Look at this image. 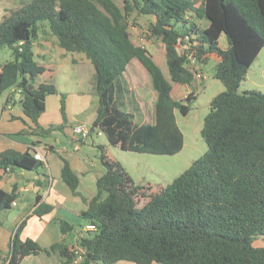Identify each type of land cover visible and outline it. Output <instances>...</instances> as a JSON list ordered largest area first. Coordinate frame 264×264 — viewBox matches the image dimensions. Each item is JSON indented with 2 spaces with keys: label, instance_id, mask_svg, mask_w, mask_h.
<instances>
[{
  "label": "trees",
  "instance_id": "16d2710c",
  "mask_svg": "<svg viewBox=\"0 0 264 264\" xmlns=\"http://www.w3.org/2000/svg\"><path fill=\"white\" fill-rule=\"evenodd\" d=\"M137 15L150 18L142 32L146 40L164 46L169 79L144 45L137 44L129 27ZM196 18L207 20L202 27ZM43 22L63 51L83 55L92 66L97 107L89 132L98 128L109 144L126 151L172 155L183 146L175 110L186 115L196 94L176 98L172 85L191 86L194 74L186 67L190 57L207 63L218 58L213 77L225 89L212 97L201 136L207 149L165 186L150 191L145 202L136 197L150 185H134L125 168L98 145L105 171L95 179V194L83 200L78 216L94 230L78 237L85 248L74 263L72 246L63 240L42 247L22 238L26 223L14 228L0 264H20L29 255L57 253L60 264H264V93L237 91L250 65L264 47V0H30L0 20V51L12 58L0 64V95L10 89L4 106L20 103L33 125L45 110L48 95L59 94L64 117L65 95L54 84L38 81L51 68L38 63L34 44ZM225 36L226 46L219 38ZM149 75L155 98L148 119L136 121L142 110L130 87L127 67L134 60ZM73 63L78 62L73 59ZM19 98L15 99V94ZM131 108V110L129 109ZM53 151L52 147H47ZM60 177L74 195L79 179L61 157ZM20 167L45 168L33 148L0 151V177ZM19 194L0 189V211L12 207ZM31 215L41 217L53 206L36 195ZM63 234L73 224L58 219ZM1 224V222H0Z\"/></svg>",
  "mask_w": 264,
  "mask_h": 264
},
{
  "label": "rangeland",
  "instance_id": "374dc122",
  "mask_svg": "<svg viewBox=\"0 0 264 264\" xmlns=\"http://www.w3.org/2000/svg\"><path fill=\"white\" fill-rule=\"evenodd\" d=\"M28 1L30 0H0V20L3 16L8 15L12 10L17 9ZM115 1L119 6L122 5V0ZM149 21L150 18L144 15H137L134 22H132L133 24L129 27L131 38L137 44L144 45L151 51L152 56L158 62L163 74L169 79L163 44L158 40L152 39L148 41L142 34V32L146 30ZM42 25L37 39H54L46 31L47 23L43 22ZM220 43L221 45L226 43L224 35L221 36ZM58 51L63 54L57 53ZM77 55L78 54L66 52L56 47L52 60L49 58V55H47L45 59L46 62L51 60L53 65L51 67L52 72L50 76H45V81L54 84L58 92L65 95L64 117L60 109L59 94L49 95L46 98L45 110L38 119L39 127L34 130L35 132L30 134L21 131L20 136L13 135V137H28L31 135L30 137L39 139L42 143L47 142L52 144L53 148L56 150L50 152L51 155H49L48 152L47 156L52 174L56 175L59 181H61L59 165L61 163V157H63L68 161L71 168L77 171L76 175L81 181V190L87 194L96 191L95 178L105 171V167L100 159L101 152L98 148V145H103L106 149L105 153L108 158L120 162L132 178L134 185L148 184L152 187V190H143L144 195H137V205L140 206L146 201L148 198L146 195L150 191L157 189L158 186H165L170 183L176 176L183 172L193 160L199 158L206 151L207 145L200 132L203 126V120L210 110V101L212 97L225 89L220 80L213 77L216 61L214 58H210L207 63L204 64L197 61V66L200 68L203 78L199 80L194 79L191 86H186L187 91L190 90L193 94L195 93L196 97L191 101L189 112L186 115H182L178 110H175L177 125L183 133V146L176 154L167 155L122 150L117 146L109 144L105 134L100 129L96 128L92 130V132H89L92 117L97 107V98L92 88L93 70L88 61L87 66L89 69H83L81 64H74L73 59L74 57H78ZM11 58L12 56L8 48H3L0 51V64ZM46 62H43V64ZM129 72L128 79L130 87L134 90L136 95L142 98V102L140 103L142 110L136 113V118L138 120L141 115L140 119L145 118L146 120L148 119V114L154 101V92L150 84L149 75L137 59H134L129 64ZM254 89L264 93V47L250 65L237 91L241 93ZM176 93L177 92L173 91V95L176 96ZM187 93L181 91L178 97L184 96ZM7 94L8 92L4 91L0 95V117ZM129 109L131 110L130 107ZM76 121L86 122L88 126V134L86 136H81L77 142L72 140L71 133V127ZM4 122L5 119L0 118V142L2 141V135L12 137L11 134L9 135L6 133V123L4 124ZM76 143L79 145L78 149H74ZM46 169L48 171V168ZM46 169L37 168L34 172L44 174ZM80 174H84V178L80 177ZM62 186L64 188L61 190V194L65 195L66 199L63 197V201L51 204L54 210L52 212H55L52 222L58 223V219H62V216L66 212L69 214L70 218L76 217V219H78V221L75 219L76 221L72 223L74 229H80V231L85 234L83 230L86 224L85 221L80 219L69 209V206L72 207V200L78 199V197L72 194L63 182ZM57 207L59 210L58 213V210H56ZM67 235V240L70 241L73 239L75 231H70ZM28 257L32 259L30 264H36L39 259L42 260L43 264H60V256L57 253L47 254L42 252L37 255H29ZM91 264L103 263L99 261ZM115 264L134 263L120 260Z\"/></svg>",
  "mask_w": 264,
  "mask_h": 264
},
{
  "label": "crops",
  "instance_id": "0c3cea01",
  "mask_svg": "<svg viewBox=\"0 0 264 264\" xmlns=\"http://www.w3.org/2000/svg\"><path fill=\"white\" fill-rule=\"evenodd\" d=\"M196 21L202 27H205L207 25V20L205 19L196 18ZM221 36L219 38V41L221 39ZM221 46L223 47L226 46V43ZM56 47L58 46L55 44L54 39L45 38V39L39 40L36 38L35 44H34V52L37 55L36 59L38 63L43 64V62H46L45 59L47 55H49V58H51L52 60V56L54 55L56 51ZM57 53L63 54L60 51H58ZM77 56L78 57H74V60L77 61L78 64H81L83 66V69H89L87 66L88 64L87 59H85L83 55L81 56L77 55ZM209 57L214 58L216 62L218 60L216 56L210 55ZM51 60H49L43 65L51 68L53 66ZM127 71L129 72V66L127 67ZM44 80H46L45 76H41L38 79V81H44ZM186 86L188 85L186 84L180 85V84H175V83L172 85V93L173 91L177 92L176 96L174 95L177 99L183 98L187 95L186 94L184 96L178 97L179 92L185 91L187 93L189 91V90L187 91ZM6 91L9 93L10 89ZM137 97L139 98V103H141L142 98H140L138 95ZM18 98H19V94L16 93L15 99H18ZM154 98H155V93H154ZM17 106H18V103H13V102H10L6 106H3L0 118L5 119L4 124L6 123L5 124L6 131H7L6 133L9 135L11 134L12 137L2 135L3 137L1 139L2 141L0 142V151L12 148L17 151L23 152L27 150L28 148H33V153L35 151H40L42 155L44 156V159L42 162L45 163V169L48 168V171L46 169L44 171V174L43 173L39 174L38 172H34V170L15 167L12 170H8L5 174L2 175V177H0V189H3L5 191H10L12 188V185L16 184L17 192L19 194L18 198L15 201V204H13L11 208L0 211V222H1L0 224V250L4 251L7 248L8 240L14 228L22 219L26 218L28 215L29 216L28 218H26V223L22 229V234H21L22 238H31L35 240L38 244H40L42 247H49L52 243H55L61 240H63L68 245H73L76 242L80 229L78 230L73 229V231H75V235L73 236L72 240L68 241L67 240L68 233L63 234L60 230L59 223L52 222L53 215H55V212L54 213L52 212L54 210H52L50 213L42 215L41 217L31 215V212L35 206L34 202H35V198L37 194L40 195L42 201L49 203V204L59 203L60 201L64 200L63 197H65L66 199V196L61 194V190L64 188L62 186V182H63L62 179H60L61 181H59L57 176L52 174L50 166H49V162L47 161L48 152H49V155H51L50 152H53L56 149L53 148L52 144H49L47 142L42 143L41 140L30 137L31 135L28 137H25V136L19 137L21 131H25L26 133L32 134L33 125L30 122V120L23 114V112L20 109V106H18V108ZM45 106H46V99H45ZM94 115H95V111H94ZM94 115L92 117V120L94 119ZM140 117L138 120L136 118V121L145 120V118L140 119ZM78 122H83V121H76L74 122V124ZM71 133H72V130H71ZM13 135H19V136L13 137ZM80 138H81L80 136H77V135L74 136L72 134V140H74L75 142H77ZM49 146L52 147L53 151H49L47 149V147ZM78 147L79 145H77L76 143L74 145V149H78ZM61 166H62V160L59 165V170ZM73 170L75 173H77V171L74 168ZM84 176H85L84 174H80V177L84 178ZM66 188L68 187L66 186ZM77 190L80 193L79 195H76L78 199H73L71 203L72 207L69 206L70 211H73V213L76 214V216H78L79 211L87 207V203L83 200L82 197L88 200L95 194V192H89V194L83 192L81 190L80 180L78 183ZM56 210H58V207ZM58 212L59 210L57 211V213ZM62 217H63L62 219L68 220V222H70L71 224L76 220L78 221L76 217L70 218L69 214L66 212L64 213ZM255 242L264 246V237H261V236L257 237ZM30 262H32V259L26 256L20 262V264H27V263L30 264ZM58 263H59V260H58ZM36 264H43V262L41 259H39V261H37Z\"/></svg>",
  "mask_w": 264,
  "mask_h": 264
},
{
  "label": "built area",
  "instance_id": "2783aa9c",
  "mask_svg": "<svg viewBox=\"0 0 264 264\" xmlns=\"http://www.w3.org/2000/svg\"><path fill=\"white\" fill-rule=\"evenodd\" d=\"M186 67L189 68V70H191L194 74V79H201L202 77V73L200 71V68L197 66V60L195 59V57H190L188 59V61L186 62ZM191 92L190 90L188 91V93ZM72 130V134L74 136H86L88 134V126L85 122H78L76 124H74L71 128ZM33 156L35 159L43 161L44 156L42 155V153L40 151H35L33 153ZM15 204V201L12 202V205ZM96 227L94 224L92 223H86L83 227V230L85 231V233L87 231L90 230H94ZM84 235L81 231L78 233V237ZM73 252L75 254V258L73 260L74 263H78L80 260H82L83 254L85 253V248L82 247L78 242H75L72 246Z\"/></svg>",
  "mask_w": 264,
  "mask_h": 264
},
{
  "label": "water",
  "instance_id": "95a60500",
  "mask_svg": "<svg viewBox=\"0 0 264 264\" xmlns=\"http://www.w3.org/2000/svg\"><path fill=\"white\" fill-rule=\"evenodd\" d=\"M216 69H217V66L214 67V70H216ZM18 106H20V103H18Z\"/></svg>",
  "mask_w": 264,
  "mask_h": 264
}]
</instances>
